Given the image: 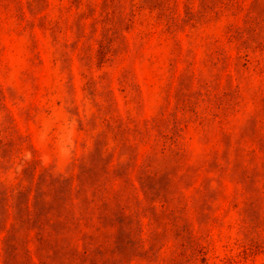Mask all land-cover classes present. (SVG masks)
I'll list each match as a JSON object with an SVG mask.
<instances>
[{"label": "rangeland", "instance_id": "1", "mask_svg": "<svg viewBox=\"0 0 264 264\" xmlns=\"http://www.w3.org/2000/svg\"><path fill=\"white\" fill-rule=\"evenodd\" d=\"M0 264H264V0H0Z\"/></svg>", "mask_w": 264, "mask_h": 264}]
</instances>
